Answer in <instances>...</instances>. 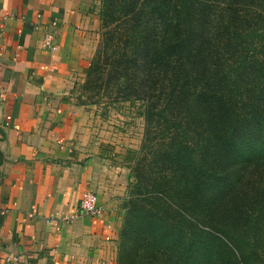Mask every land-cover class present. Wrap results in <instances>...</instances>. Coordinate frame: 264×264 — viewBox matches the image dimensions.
Segmentation results:
<instances>
[{
  "label": "trees",
  "instance_id": "1",
  "mask_svg": "<svg viewBox=\"0 0 264 264\" xmlns=\"http://www.w3.org/2000/svg\"><path fill=\"white\" fill-rule=\"evenodd\" d=\"M84 88L140 102L117 264H264V0H101Z\"/></svg>",
  "mask_w": 264,
  "mask_h": 264
},
{
  "label": "crops",
  "instance_id": "2",
  "mask_svg": "<svg viewBox=\"0 0 264 264\" xmlns=\"http://www.w3.org/2000/svg\"><path fill=\"white\" fill-rule=\"evenodd\" d=\"M95 3L0 0V264H115L116 201L78 207L96 182L71 90L96 51Z\"/></svg>",
  "mask_w": 264,
  "mask_h": 264
},
{
  "label": "rangeland",
  "instance_id": "3",
  "mask_svg": "<svg viewBox=\"0 0 264 264\" xmlns=\"http://www.w3.org/2000/svg\"><path fill=\"white\" fill-rule=\"evenodd\" d=\"M95 1L99 15L101 0ZM97 33L96 49L101 41L100 26ZM82 78L84 81L75 82L71 90L73 104L76 106L73 122L76 124L78 141H83V151L92 155L91 158L94 159L92 171L96 184L92 183L94 190L91 191L96 194L97 199L107 195L109 199L112 197L116 201L110 211L114 214V233L117 234L114 238L115 264H117L119 231L125 211L124 198L128 196L132 176V151L138 150L142 143L144 119L141 115L140 102L115 101L102 91L96 94L84 88L86 76ZM81 135L83 140L80 138ZM98 203L102 208L101 213L90 216L102 215L104 204L99 200ZM119 219H121L120 224ZM107 260L112 262V259L107 258Z\"/></svg>",
  "mask_w": 264,
  "mask_h": 264
},
{
  "label": "built area",
  "instance_id": "4",
  "mask_svg": "<svg viewBox=\"0 0 264 264\" xmlns=\"http://www.w3.org/2000/svg\"><path fill=\"white\" fill-rule=\"evenodd\" d=\"M78 207L83 213L89 215L100 214L102 211V208L98 203L96 194L90 189H84L81 192Z\"/></svg>",
  "mask_w": 264,
  "mask_h": 264
}]
</instances>
